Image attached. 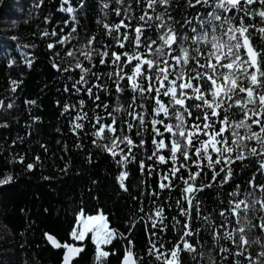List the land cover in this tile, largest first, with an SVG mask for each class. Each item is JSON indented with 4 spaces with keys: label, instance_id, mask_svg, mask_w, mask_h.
I'll list each match as a JSON object with an SVG mask.
<instances>
[{
    "label": "snow or ice",
    "instance_id": "1",
    "mask_svg": "<svg viewBox=\"0 0 264 264\" xmlns=\"http://www.w3.org/2000/svg\"><path fill=\"white\" fill-rule=\"evenodd\" d=\"M178 2L101 0L103 19L96 23L107 40L93 34L81 43L77 9L71 0H61L58 10L71 17L70 31L61 35L63 28L60 33L45 30L43 36L57 37L47 48L61 47L63 56L57 51L54 57L64 66L54 59L52 67L61 73L77 72L78 78L67 77L71 86L63 90L80 97L76 103H66L61 116L69 114L70 131L78 139L80 133L90 135L95 147L114 160L119 156L115 162L122 169L136 162L145 179L157 174L155 188L149 185L143 193L153 198L152 207L140 219L149 236L147 255L158 264H184L186 258L200 264L208 238L219 257L209 252L208 264H264V181L257 179L264 176V0H184L183 10L176 13L180 19L173 15ZM78 3L81 9L87 7L85 0ZM109 9L116 20H109ZM68 24L65 21V27ZM31 63L29 59V67ZM12 84L15 92L18 83ZM113 89L117 100L126 91L132 94L126 107L106 102L104 97L112 96ZM13 106L10 102L6 108ZM4 107L0 100V108ZM145 133L151 134L153 147L146 156L151 164L137 161L134 152L146 148ZM245 161L253 163V172L242 188L234 180V166L246 168ZM26 167L32 170L35 165ZM128 175L122 170L117 176L125 192ZM12 180L7 175L0 185ZM177 189L174 206L168 196L161 200L162 193ZM208 189L217 190L216 208L209 209L200 195ZM166 208L175 209L171 218ZM139 211L144 212L143 201ZM169 231L174 234L171 241L166 239ZM45 235L54 248L66 250L62 264H72L84 250ZM89 236L96 264L115 255L103 246L118 236L127 239L110 227L103 211L89 215L81 209L70 238L83 241ZM254 245L261 250L253 253ZM142 260L128 240L121 264Z\"/></svg>",
    "mask_w": 264,
    "mask_h": 264
},
{
    "label": "trees",
    "instance_id": "2",
    "mask_svg": "<svg viewBox=\"0 0 264 264\" xmlns=\"http://www.w3.org/2000/svg\"><path fill=\"white\" fill-rule=\"evenodd\" d=\"M100 3L101 0H85L87 7L81 9L78 0H71V6L77 9L75 15L79 21L77 28L81 43L86 35L93 34L107 40L103 36V29L96 23L97 19H103ZM183 3L184 0H179L173 12L177 19L180 16L176 13L183 10ZM60 7L61 0H43L42 3L41 0H6L0 10V100L5 104L4 108H0V125L7 124V127H0V179L7 175L13 177L10 183L0 185V264H62L63 251H55L48 244L46 233L61 243L83 247V252L73 259L72 264H96L95 246L90 237L83 241H72L70 238V231L81 209L89 215L103 211L110 227L127 237L122 239L118 236L111 244L103 246L105 251L115 252V255H109L104 264H121L128 240L133 243L134 253L143 257L141 264H158L147 255L149 236L145 229L146 222L140 219L152 207L150 201L153 198L143 193L149 185L155 188L157 174L153 173L145 179L136 162L122 169L115 162L120 159L119 156L114 160L111 155L95 147L90 135L80 133L78 139L70 131L69 114L61 116L63 106L76 103L80 97L63 90L65 86H71L67 77L72 75L78 78L77 72L61 73L52 67L54 59L64 66L59 58L54 57L61 47L47 48V44L53 43L57 37L43 36L45 30L60 33L63 28L61 35L70 31L71 17L59 11ZM198 9L203 12L200 6ZM187 11L193 15L197 12L193 9ZM116 19L109 9V20ZM65 21L69 22L67 27ZM196 24L197 21L193 20V26ZM29 59L32 60L31 67L28 66ZM13 81L18 83L15 92L11 90ZM131 95L126 91L117 100L113 89L112 96L104 98L111 107L117 103L126 107ZM83 98L91 108V101L87 96ZM33 100L36 101L35 105L25 103ZM10 102H14V106L7 109L6 105ZM86 128L90 129V125L86 124ZM135 139L139 140L140 137ZM144 139L146 148L134 149V152L137 161L145 160L146 164H151L146 160L153 147L151 134L145 133ZM77 143L81 145L80 148L76 147ZM21 157L23 162H20ZM244 163L248 167L234 166V180L242 188L253 172V163ZM27 164H34L35 167L29 170ZM157 167L164 170V166ZM122 170L129 173L125 181L127 192L117 182ZM257 179L264 181V176L258 175ZM216 191L208 189L200 193L209 209L219 204ZM166 196L170 197L168 203L174 206L179 189L171 194L162 193L161 200ZM220 199L226 200L227 197ZM141 201L144 212L139 211ZM165 212L171 218L175 209L169 211L166 208ZM256 235L255 231L250 233L253 238ZM173 237L174 234L169 231L166 239L171 241ZM210 245L208 238L202 249L205 256L200 264H208L209 252L219 259ZM169 246L166 244V247ZM260 250L255 245L251 249L253 253ZM184 264L194 262L186 258Z\"/></svg>",
    "mask_w": 264,
    "mask_h": 264
},
{
    "label": "water",
    "instance_id": "3",
    "mask_svg": "<svg viewBox=\"0 0 264 264\" xmlns=\"http://www.w3.org/2000/svg\"><path fill=\"white\" fill-rule=\"evenodd\" d=\"M5 2H6V0H3L2 1V4H1V6H0V10L3 8V6H4V4H5ZM47 242H48V244L55 250V251H63V255H64V253H65V249H63V248H60V249H57V248H54L51 244H50V242L47 240Z\"/></svg>",
    "mask_w": 264,
    "mask_h": 264
},
{
    "label": "rangeland",
    "instance_id": "4",
    "mask_svg": "<svg viewBox=\"0 0 264 264\" xmlns=\"http://www.w3.org/2000/svg\"><path fill=\"white\" fill-rule=\"evenodd\" d=\"M90 237V236H89ZM90 239H91V237H90Z\"/></svg>",
    "mask_w": 264,
    "mask_h": 264
}]
</instances>
